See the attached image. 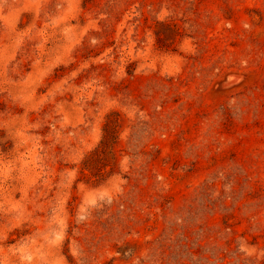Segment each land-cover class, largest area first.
Wrapping results in <instances>:
<instances>
[{
  "label": "rangeland",
  "instance_id": "rangeland-1",
  "mask_svg": "<svg viewBox=\"0 0 264 264\" xmlns=\"http://www.w3.org/2000/svg\"><path fill=\"white\" fill-rule=\"evenodd\" d=\"M0 264H264V0H0Z\"/></svg>",
  "mask_w": 264,
  "mask_h": 264
},
{
  "label": "trees",
  "instance_id": "trees-1",
  "mask_svg": "<svg viewBox=\"0 0 264 264\" xmlns=\"http://www.w3.org/2000/svg\"><path fill=\"white\" fill-rule=\"evenodd\" d=\"M120 136V115L114 112L106 118L99 144L82 160L81 174L84 179L103 184L117 174L119 168V151L117 148Z\"/></svg>",
  "mask_w": 264,
  "mask_h": 264
}]
</instances>
